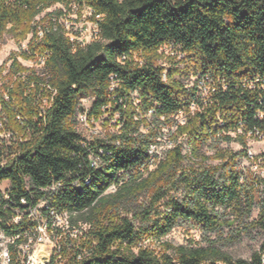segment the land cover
Returning a JSON list of instances; mask_svg holds the SVG:
<instances>
[{
	"label": "trees",
	"instance_id": "obj_1",
	"mask_svg": "<svg viewBox=\"0 0 264 264\" xmlns=\"http://www.w3.org/2000/svg\"><path fill=\"white\" fill-rule=\"evenodd\" d=\"M72 3L101 15L96 40L74 45L54 26ZM5 32L27 39L0 68V124L13 138L0 139V183L10 184L0 189L5 238L26 242L38 219L65 215L85 229L77 242L60 241L52 264H264V238L249 259L217 244L225 223L264 233V177L240 166L249 159L244 137L264 134V0H0ZM163 44L187 55L197 85L212 86L209 97L177 68L164 74ZM18 57L43 59L41 71ZM85 97L96 120L116 107L119 129L83 138L74 119ZM179 111L185 122L175 121L173 146L149 170L160 118ZM234 140L242 150L219 147ZM176 225L199 230L205 245L162 241Z\"/></svg>",
	"mask_w": 264,
	"mask_h": 264
},
{
	"label": "rangeland",
	"instance_id": "obj_2",
	"mask_svg": "<svg viewBox=\"0 0 264 264\" xmlns=\"http://www.w3.org/2000/svg\"><path fill=\"white\" fill-rule=\"evenodd\" d=\"M58 6L59 5H55L54 8H57ZM72 16L67 17L66 20H71V22L76 23V26L81 30L84 39H87L88 34L92 31L91 24L88 20L89 15L87 10L83 8L82 10H79L76 16ZM26 41L27 39L21 41L19 44V42L9 33L5 32L0 35V68L9 54L12 52H19L21 45ZM156 54L157 64L164 68V74L166 73L168 68H177L178 70H180V78L185 85H196L199 87L198 93L202 97H209L212 86L209 85L206 80H204L202 84L198 83L197 85V76L194 75L193 70H190L189 62L187 61V55L184 52L162 47L156 50ZM144 57V55H139V53H134L133 55V58L137 61L143 59ZM18 60L22 65L26 67H34L37 69V72L41 71L40 64L34 62L35 60H24L20 57H18ZM8 65L9 62H7L6 66ZM5 73L6 70L4 69L1 74L4 75ZM164 79L166 78L164 77ZM2 82L3 80L0 79V85L2 84ZM4 99L7 100L6 94H4ZM91 106L92 98H82L80 100V109L75 115L74 122L76 129L83 138H85L86 140L95 137L103 138L106 134L115 132L119 129L121 114L116 107L108 105L106 110L102 113V116L98 120H96L87 115V112L91 110ZM193 108L194 107H191V109ZM146 117L152 120V118L150 117V113H147ZM170 118L171 119L169 122H166L163 117L160 118L162 128L155 143V150L159 159H162L166 151L174 144L173 137L176 132V124H174L175 121L181 124L185 122V116L182 112L177 115H173ZM139 129L145 131L142 126H140ZM230 135L234 136V133H231ZM244 138L246 142V147L244 148H246L247 150L249 159H242L240 161V166L248 169L253 174L264 177V134L262 136L246 135ZM0 139L6 141L7 144L10 142V139H13L9 133L2 129L1 124ZM219 147L229 148L233 151L242 150L241 145L236 140L229 143H219ZM203 150L206 151L207 154L213 153V149L211 148L210 144L204 146ZM213 163L216 162L213 161ZM148 166L149 170L154 168V164ZM9 185L10 184L7 180L2 181L0 183V189L5 190L9 187ZM113 190L114 189H109V191ZM41 206L42 204L39 205V207ZM257 212L258 208L256 207L252 211L250 220L254 219L257 216ZM227 218V222H229L231 220V216ZM38 220V228L36 229L35 234L30 239L31 248L34 249L37 247H42L48 254L49 252H51V250L53 252L54 246H57L63 238H71L72 241L77 242L79 240V237L82 236L83 230L85 229L84 225H81L80 229H72L65 215L56 216L50 224L45 218ZM227 224L228 223H225L222 226L219 237H217L218 246L234 258L249 259L251 253L258 249L262 239L264 238V233L260 229L254 227H248V229L242 228L241 230H239L241 228V225H239L237 222H234L231 226ZM51 228L55 229L51 230ZM212 238H215V236H212ZM162 241H169L175 245H186L190 243L205 245V241L201 238L199 230L188 229L187 227L182 225L174 226L172 230L162 238ZM152 246L156 247V249L159 248L157 242H154Z\"/></svg>",
	"mask_w": 264,
	"mask_h": 264
},
{
	"label": "built area",
	"instance_id": "obj_3",
	"mask_svg": "<svg viewBox=\"0 0 264 264\" xmlns=\"http://www.w3.org/2000/svg\"><path fill=\"white\" fill-rule=\"evenodd\" d=\"M56 5H59V4H56ZM54 6L50 7L48 11L54 9ZM58 7H62V6L59 5ZM83 8L86 9L88 12V15H89L88 20L91 24V29H92V31L88 34L87 39H84V36L81 30L76 26V23L71 22V20H68V21L66 20L67 17H71L72 15L76 16L79 10H82ZM63 11L65 14L61 15L59 18H52L51 20L54 23V26H55V23L57 22L59 23V25L61 26L63 35L72 44L84 45V44H87V43H90L96 40L99 37V32H100L99 21L101 19L100 14H95L94 11L87 6H83L81 9H79V7L74 3L71 4V11H68L67 9H64V8H63ZM42 33L43 31L39 29L38 34L42 35ZM26 42L21 45L22 48H25ZM162 47L168 48L171 50H178L168 44H163L159 46V48H162ZM125 58L126 56H121L119 57L118 60L122 62L125 60ZM141 60H139L138 62L142 63ZM40 62H41L40 63L41 65L43 62V59H41ZM164 77L165 75H163V78ZM202 82L203 81L199 82V84H202ZM211 91H212V87H211ZM180 112L182 111H179L177 114H179ZM262 135L263 134H259L258 131L255 132L254 134V136H262ZM155 146L156 144L154 143L149 147L148 152L151 155L150 161H149L150 166L154 164L157 158H159L156 154L157 152L155 150ZM110 189H114V188L111 187ZM31 216L38 217L37 211L35 209L31 210ZM31 238L32 236L26 242H22L20 244L14 245L13 240L11 238H5L3 234L0 233V264H41V263L52 264L53 263L52 260H54V262L59 260L58 255H57L58 257L56 258L53 257L54 255L59 253L58 245L57 246L55 245L53 248L54 249L53 252L51 250V252H49L48 254L46 250L42 247H37L34 249L31 248V240H30Z\"/></svg>",
	"mask_w": 264,
	"mask_h": 264
},
{
	"label": "water",
	"instance_id": "obj_4",
	"mask_svg": "<svg viewBox=\"0 0 264 264\" xmlns=\"http://www.w3.org/2000/svg\"><path fill=\"white\" fill-rule=\"evenodd\" d=\"M41 264H44V263H41Z\"/></svg>",
	"mask_w": 264,
	"mask_h": 264
}]
</instances>
